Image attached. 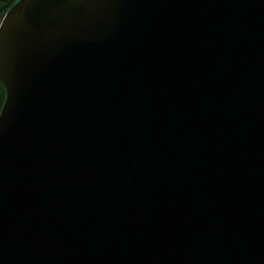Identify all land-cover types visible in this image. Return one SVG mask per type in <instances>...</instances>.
<instances>
[{"label":"water","instance_id":"water-1","mask_svg":"<svg viewBox=\"0 0 264 264\" xmlns=\"http://www.w3.org/2000/svg\"><path fill=\"white\" fill-rule=\"evenodd\" d=\"M0 81V264H264V0H15Z\"/></svg>","mask_w":264,"mask_h":264},{"label":"trees","instance_id":"trees-1","mask_svg":"<svg viewBox=\"0 0 264 264\" xmlns=\"http://www.w3.org/2000/svg\"><path fill=\"white\" fill-rule=\"evenodd\" d=\"M15 0H0V23L5 16L9 7L13 4ZM6 97V90L2 82L0 81V112L3 107L4 101Z\"/></svg>","mask_w":264,"mask_h":264},{"label":"bare ground","instance_id":"bare-ground-1","mask_svg":"<svg viewBox=\"0 0 264 264\" xmlns=\"http://www.w3.org/2000/svg\"><path fill=\"white\" fill-rule=\"evenodd\" d=\"M1 24V23H0ZM3 84V83H2Z\"/></svg>","mask_w":264,"mask_h":264}]
</instances>
